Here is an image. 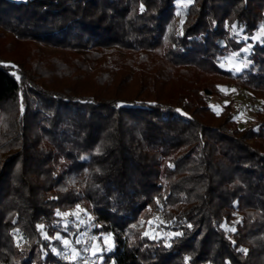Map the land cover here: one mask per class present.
Here are the masks:
<instances>
[{
    "label": "trees",
    "instance_id": "1",
    "mask_svg": "<svg viewBox=\"0 0 264 264\" xmlns=\"http://www.w3.org/2000/svg\"><path fill=\"white\" fill-rule=\"evenodd\" d=\"M176 5L0 0V264H87L56 239L77 207L113 244L92 264H264V44L219 66L264 0ZM230 84L253 124L210 107Z\"/></svg>",
    "mask_w": 264,
    "mask_h": 264
},
{
    "label": "rangeland",
    "instance_id": "2",
    "mask_svg": "<svg viewBox=\"0 0 264 264\" xmlns=\"http://www.w3.org/2000/svg\"><path fill=\"white\" fill-rule=\"evenodd\" d=\"M190 2L191 0H177V19L180 18V16L186 9V6ZM240 37V41H243L245 43L244 47L240 51L226 52L221 63L219 64L220 68L233 74L241 71V69L246 65L247 55L250 53L251 47L253 45L257 43L264 44V26L261 25L251 37H247L245 35H240ZM236 69H239V71H236ZM222 89H225L227 91H222ZM208 101L210 107L216 113H220L224 106L232 104L234 110V118L240 127H245L253 124L255 121L254 113L260 108V103L251 94L236 88L232 84L227 85L224 88H220L219 95L210 97ZM74 213H78V215H73ZM61 216L62 224L67 225L69 223V218L72 217L75 221V227L82 226L85 229L84 232L78 235L76 239V245L72 244L70 240L63 238L61 235L57 234V236L61 237L62 239H66L69 241L70 247H65V245L62 243V239H58L62 246L61 252L64 256L71 257L69 253L74 249L77 258L80 257L87 264H92L94 259H91V254L93 252V254L102 253V249H107L104 248V245H106V247L113 246L110 237L101 236L100 240H98L97 237H95L91 233L92 225L90 222V215L83 211L81 208L77 207L69 213L61 214ZM153 226V223L148 224V227L144 228V231L153 234ZM42 235L46 236V233L43 232ZM77 241H79V243H77Z\"/></svg>",
    "mask_w": 264,
    "mask_h": 264
},
{
    "label": "snow or ice",
    "instance_id": "3",
    "mask_svg": "<svg viewBox=\"0 0 264 264\" xmlns=\"http://www.w3.org/2000/svg\"><path fill=\"white\" fill-rule=\"evenodd\" d=\"M236 71H239V69H236ZM222 91H227V90L222 89ZM232 91H235V90H232ZM58 215H60V214L58 213ZM73 215H78V213H74ZM151 223H152V222L150 221L149 224H151ZM38 228H39L41 231H43V226H38ZM226 230H228V229H226ZM231 230L234 231V229H231ZM145 234H147V233H145ZM46 238H47V237H46ZM56 238H57V239H62V238L59 237V236H57ZM62 243L65 245V247H70V245H69V241H68V240H66V239H62ZM77 243H79V241H77ZM241 251H246V250H241ZM69 255H71V257H72L73 260H75V259L77 258L74 249L71 250V252L69 253Z\"/></svg>",
    "mask_w": 264,
    "mask_h": 264
}]
</instances>
